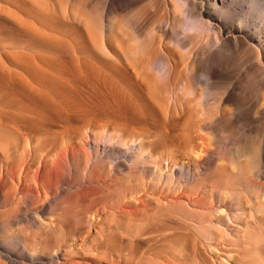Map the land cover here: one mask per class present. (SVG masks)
<instances>
[{
    "label": "bare ground",
    "instance_id": "bare-ground-1",
    "mask_svg": "<svg viewBox=\"0 0 264 264\" xmlns=\"http://www.w3.org/2000/svg\"><path fill=\"white\" fill-rule=\"evenodd\" d=\"M0 264H264V0H0Z\"/></svg>",
    "mask_w": 264,
    "mask_h": 264
},
{
    "label": "rangeland",
    "instance_id": "rangeland-1",
    "mask_svg": "<svg viewBox=\"0 0 264 264\" xmlns=\"http://www.w3.org/2000/svg\"><path fill=\"white\" fill-rule=\"evenodd\" d=\"M124 240H125V238H124Z\"/></svg>",
    "mask_w": 264,
    "mask_h": 264
}]
</instances>
